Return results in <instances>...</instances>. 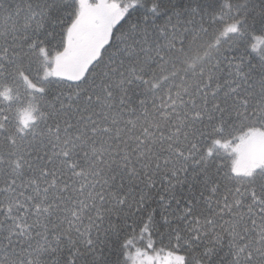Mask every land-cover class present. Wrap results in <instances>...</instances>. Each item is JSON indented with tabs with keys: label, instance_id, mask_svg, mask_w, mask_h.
I'll use <instances>...</instances> for the list:
<instances>
[{
	"label": "snow or ice",
	"instance_id": "6c2138e0",
	"mask_svg": "<svg viewBox=\"0 0 264 264\" xmlns=\"http://www.w3.org/2000/svg\"><path fill=\"white\" fill-rule=\"evenodd\" d=\"M0 264H264V0H0Z\"/></svg>",
	"mask_w": 264,
	"mask_h": 264
}]
</instances>
